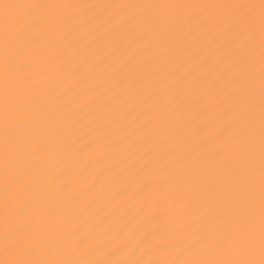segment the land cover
Here are the masks:
<instances>
[{"label":"snow or ice","instance_id":"snow-or-ice-1","mask_svg":"<svg viewBox=\"0 0 264 264\" xmlns=\"http://www.w3.org/2000/svg\"><path fill=\"white\" fill-rule=\"evenodd\" d=\"M0 264H264V0H0Z\"/></svg>","mask_w":264,"mask_h":264}]
</instances>
